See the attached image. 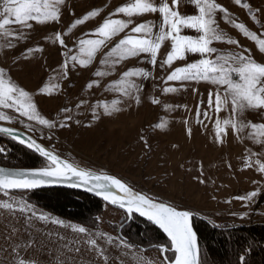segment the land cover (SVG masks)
Segmentation results:
<instances>
[{
	"label": "snow or ice",
	"instance_id": "1",
	"mask_svg": "<svg viewBox=\"0 0 264 264\" xmlns=\"http://www.w3.org/2000/svg\"><path fill=\"white\" fill-rule=\"evenodd\" d=\"M182 3L193 5L198 14H182L179 10ZM234 3L249 10L251 8L249 4L242 3V0H234ZM66 7H68L67 0H0V38H3L5 42L3 47L10 51L14 47L12 41L26 42L34 25L61 23ZM101 11V9L88 11L81 17L75 18L66 31L55 32L53 36L45 37V40H52L64 49L61 53L64 60L59 69L52 70L51 80L55 83L46 84L37 94L51 96L62 90L60 82L69 78V72L72 69L77 66L88 68L97 54L104 48H108L109 44L112 46L103 52L100 68L94 73L97 79L89 81L86 85L88 89L100 87L101 81L107 76L114 75L119 65L128 59L143 57L141 62L150 64L152 70L131 68L124 71L118 80L109 83L105 90L117 94L118 98L111 102L97 101L92 105L93 119L100 118L99 110H102L103 115L113 116L126 108L139 107L144 99L141 95L144 90L142 82L156 79L154 70L158 63L160 69L166 73V76L162 78L165 85H169V82L179 85V87H163L161 89L163 94L176 93L181 89L187 91L190 84L200 82L211 85L206 107L203 99L196 105V122L203 125L205 129H207L205 121L212 123V142L217 146H223L230 134L240 142L250 140L254 145L260 146L261 151L258 152L253 151L252 148H246L242 169H253L260 175V180L252 181L257 188L244 195L233 197V199L247 202L245 207L254 203L261 191H264V122L248 121L245 114L250 111L264 112V63H258L253 59L248 49L225 53L212 46L214 42H225L237 48L240 47L238 40L232 39L219 30L216 20L217 12L223 14L226 23L254 41L260 53H264V39H259L244 24L233 21L228 10L215 0H171V3L168 0H159L158 3L156 0H132L109 13L94 30L82 34L78 38L75 50L69 48L65 37H71L78 26L99 17ZM148 14H159V22L152 20L137 22V19H134ZM70 15L75 17V12L71 11ZM117 16L126 19L113 18ZM253 19H255L254 16ZM185 29L194 31L196 35L182 34ZM116 37L121 38L112 43ZM166 42L169 50L166 56L160 59L161 49ZM33 52H43V48L39 46L27 48L22 56L24 59H29ZM189 56L198 57V59L188 62ZM192 90L194 93L198 91L195 87ZM150 102L153 105L161 104L160 99L155 96L151 97ZM88 103L82 99L75 108L81 109ZM183 107L187 110L186 105ZM6 110H11L12 113L17 114V117L6 114ZM222 112L227 114L223 118L220 116ZM18 118H24L54 130L58 127H70L71 124L68 122L73 121L74 116L73 109L69 106L60 109L57 119L42 116L33 95L12 79L9 69L0 66V122L12 124ZM20 122L23 124V120ZM75 123L79 124L80 121L75 120ZM184 123L188 125L187 120ZM25 127L28 131H35L31 124ZM154 127L163 130L166 124L161 121ZM186 131L191 137L192 128L189 126ZM0 133L25 144L48 161L46 166L32 170L0 167V193L8 197V199L0 200V213L7 212L15 215L19 212L25 214L29 221L33 217L45 222L51 220L53 224L70 228L74 233L81 234L79 240L88 246L87 251L94 254L88 264H99L100 261L103 264H110L109 248L111 247L122 248L131 255L137 246L125 239L119 238L117 243L118 238L106 233L93 232L75 223L66 224L63 220L52 218L44 213L37 214L34 206L23 197L17 199L10 195L17 190L29 191L51 184L83 188L101 197L105 202L122 209L128 218L136 214L158 227L169 242L151 246L161 257L159 264H205L201 258L198 236L193 227L194 212L192 210L181 209L172 203L136 192L128 183L106 172L92 170L68 159H62L15 128L0 126ZM48 138L51 139V137ZM144 143L147 145V140H144ZM6 151L5 148L0 147V153H6ZM198 170L201 176L194 179L204 184L206 181L201 178L202 163ZM225 202L231 203V200ZM233 215L237 214L233 213ZM245 216L247 213L239 214V219H244ZM214 226L219 227L215 224ZM100 239H103L109 248L104 247L99 242ZM31 243L28 242L24 247H30ZM70 250L80 252L79 247ZM169 252L172 253L171 257L167 255ZM17 258L18 264H37L34 259L19 258L18 254ZM240 260L243 264L244 257L241 256ZM135 264H157V261L145 262L143 256H137Z\"/></svg>",
	"mask_w": 264,
	"mask_h": 264
},
{
	"label": "rangeland",
	"instance_id": "2",
	"mask_svg": "<svg viewBox=\"0 0 264 264\" xmlns=\"http://www.w3.org/2000/svg\"><path fill=\"white\" fill-rule=\"evenodd\" d=\"M129 2L132 0H67L68 7L63 12L61 23L34 25L27 41H12L14 47L10 51L3 47L5 42L0 38V66L9 69L12 79L33 95L40 114L48 119H57L60 109L69 106L73 109L74 116L73 121L68 122L71 124L70 127H58L54 130L24 118H18L12 124L5 122L0 124L30 135L62 159H68L92 170L106 172L128 183L137 192L172 203L181 209L192 210L193 219L205 220L218 226L264 224V191H261L255 202L248 207L244 206L247 202L233 199L257 188L252 181L260 180V175L253 169H242L246 148L258 152L261 151L260 146L254 145L250 140L240 142L231 134L223 146H217L212 142V123L205 121L204 123L207 124L205 129L196 122V105L203 99L206 107L211 85L200 82L190 84L187 91L181 89L176 93L163 94L161 91L163 87H179V85L173 82L165 85L162 78L166 73L160 69L158 63L154 70L156 79L142 82L144 90L141 95L144 99L139 107L126 108L113 116L103 115L102 110H99L100 118L93 119L92 105L97 101L111 102L118 98L117 94L105 90L109 83L118 80L124 71L131 68L152 70L150 64L141 62L143 57L128 59L119 65L114 75L104 78L100 87L88 89L86 85L89 81L97 79L94 73L100 68L103 52L112 46L109 44L108 48L97 54L88 68L77 66L72 69L69 78L60 82L62 90L51 96L37 94L46 84L55 83L51 80L52 70L59 69L64 60L61 55L64 49L52 40H45V37H51L55 32L66 31L75 18L81 17L88 11L101 9L99 17L78 26L71 37H65L69 48L75 50L78 38L82 34L94 30L109 13ZM156 2L158 3L159 0ZM168 2L171 3V0ZM215 2L228 10L233 21L244 24L259 39H264V35H261L264 33V0H242V3L251 6L250 10L237 5L234 0H215ZM179 10L182 14H198L195 7L188 3H182ZM71 11L75 12V17L70 15ZM113 18L126 19L122 16ZM134 19H137V22L152 20L158 23L159 14H148ZM216 20L219 30L238 40L240 47L225 42H214L213 47L225 53L248 49L253 59L258 63H264V53L258 51L254 41L226 23L222 13L217 12ZM182 34L196 35L190 29H185ZM120 38H114L112 43ZM37 46L43 48V52H33L29 59L23 58L22 53L25 49ZM168 50L169 45L166 42L161 49L160 59L166 56ZM196 59L198 57L189 56L188 62ZM193 87L198 91L194 93ZM153 96L160 99L161 104H151L150 99ZM82 99L89 103L77 110L75 105ZM185 105L187 110L183 107ZM6 114L17 117V114L12 113L11 110H6ZM226 115L224 112L220 114L222 118ZM245 118L253 123H261L264 122V112L250 111L245 114ZM75 120H79L80 123H75ZM185 120L188 121V125H185ZM161 121L166 124L163 130L154 127ZM28 124L35 128L34 132L28 131L25 127ZM189 126L192 128L191 137L186 131ZM144 140H147V145ZM201 163L203 167L201 178L206 181L204 184L194 179L201 176L198 170ZM46 165L47 163L42 167ZM10 195L17 199L23 197L33 205L25 194ZM3 199L8 197L0 193V200ZM228 200H231V203L225 202ZM33 206L37 214L44 213L63 220L66 224L73 223ZM243 213H247V216L239 219V214ZM97 222L95 228L88 229L118 238L117 243L119 238L127 240L121 235V230L131 221L127 223L124 213L105 205L97 216ZM80 235L70 228L53 224L51 220L45 222L33 217L29 221L25 214L19 212L15 215L0 213V262L18 264V254L19 258L34 259L37 264H88L94 254L86 250L88 246L79 240ZM127 241L137 246L131 255L122 248H109L104 240L100 239L99 242L109 248L110 264H121V262L135 264L137 256H143L145 262L155 260L159 264L161 257L158 251L151 247L152 245ZM28 242L32 243L30 247L25 248ZM77 247L80 248L78 253L70 250ZM167 255L171 257L172 253L169 252ZM99 264L103 262L100 261Z\"/></svg>",
	"mask_w": 264,
	"mask_h": 264
},
{
	"label": "trees",
	"instance_id": "3",
	"mask_svg": "<svg viewBox=\"0 0 264 264\" xmlns=\"http://www.w3.org/2000/svg\"><path fill=\"white\" fill-rule=\"evenodd\" d=\"M0 147L7 150L0 153L1 167L38 169L46 164L6 136L0 135ZM18 194H25L29 202L49 214L92 229L97 226V216L105 206L94 197L63 189ZM193 227L205 264H241V256L243 264H264V224L215 227L208 221L193 219ZM121 235L141 244L169 243L159 230L137 217L121 230Z\"/></svg>",
	"mask_w": 264,
	"mask_h": 264
},
{
	"label": "water",
	"instance_id": "4",
	"mask_svg": "<svg viewBox=\"0 0 264 264\" xmlns=\"http://www.w3.org/2000/svg\"><path fill=\"white\" fill-rule=\"evenodd\" d=\"M0 126H5V127H9V126H6V125H2V124H0ZM21 134H23L24 136H26V137H31L30 135H28V134H26V133H24V132H22V131H20V130H18ZM0 135H3V136H6V137H8L7 135H5V134H2V133H0ZM8 138H10V137H8ZM32 138V137H31ZM11 139V138H10ZM32 139H34V138H32ZM13 140V139H12ZM35 140V139H34ZM13 141H15L16 143H18L19 145H21V146H23L24 148H26L27 150H29L30 152H32L34 155H36V156H38V157H40L41 159H43L47 164H48V161H46L45 160V158L44 157H42L38 152H36V151H34V150H32V149H30V148H28L25 144H21V143H19L18 141H16V140H13ZM36 142L38 143V144H40L37 140H36ZM41 146H43L42 144H40ZM44 148H46L45 146H43ZM46 149H48V148H46ZM49 150V149H48ZM49 151H51V150H49ZM52 152V151H51ZM54 153V152H53ZM55 154V153H54ZM57 155V154H56ZM1 167V166H0ZM5 168V167H4ZM8 169H10V168H8ZM12 170H32V169H12ZM51 189H63V190H69V191H74V192H79V193H82V194H85V195H88V196H91V197H94V198H96V199H98L99 201H101L104 205H106V206H108V207H110V208H112V209H115V210H118V211H120V212H122V213H124V211L122 210V209H119L118 207H115V206H113V205H111V204H109V203H107V202H105L101 197H98V196H96L94 193H92V192H89V191H86V190H84L83 188H71V187H68L66 184H51V185H48V186H44V187H41V188H37V189H34V190H29V191H20V190H17V191H14V192H12L11 194H14V193H25V192H35V191H41V190H51ZM135 191V190H134ZM137 192V191H136ZM125 214V213H124ZM126 215V214H125ZM127 217V216H126ZM133 217H137V218H139V219H141V220H143V221H145V222H147V223H149V224H151L149 221H147L145 218H143V217H140V216H138V215H136V214H134L131 218H128L127 217V223H129L131 220H132V218ZM153 227H155L157 230H159L165 237H166V235L158 228V227H156L155 225H153V224H151ZM167 238V237H166Z\"/></svg>",
	"mask_w": 264,
	"mask_h": 264
}]
</instances>
